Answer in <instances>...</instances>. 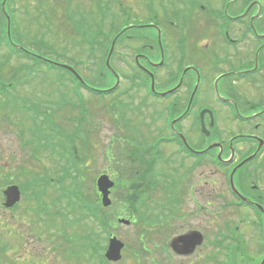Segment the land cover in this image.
<instances>
[{
  "label": "rangeland",
  "instance_id": "1",
  "mask_svg": "<svg viewBox=\"0 0 264 264\" xmlns=\"http://www.w3.org/2000/svg\"><path fill=\"white\" fill-rule=\"evenodd\" d=\"M9 1L7 5L13 15V24L9 20V26H7L0 10V32L5 31L6 28L18 42L27 48L36 50L39 47L42 52L47 50L46 56L56 62L74 67L87 84L93 85L94 89L110 90L116 82H120L117 78L122 80V84L116 88V92L101 97L80 89L81 98L78 99L68 91L67 82L70 76L65 72L54 77L53 72L37 68L30 60L26 61L18 55L8 58L0 51V63L3 61L5 71H9L4 79L6 80L9 76L16 79L14 81L16 90L8 95H0V172L6 166L9 170L8 174H0V264H218V261L219 264H227L224 260L222 245L229 244L230 238L237 239L241 247L235 253L237 264H260L264 254V245L259 221L263 223V217L258 215L257 211H252L245 206H227V200H232L233 197L226 188L227 175H224V168L217 169L213 164H207L205 160L203 168L198 173H193L190 168L186 169L187 171L181 170L191 176L199 174L202 179L200 192L197 193L199 197L197 200H200L199 204H202V208H186L187 212L191 211L194 214V223L189 225L177 227L180 225L179 221H173L171 222L173 228L164 222L150 226L152 220L156 219L151 215L149 206H142L139 209L142 220L138 219L137 211H132L133 206H110L106 210L108 217L104 220V214L99 207L100 200L98 201L94 196L93 179L103 169L105 162L107 163L105 148L110 144L108 141L110 135L112 134L115 138L110 146L111 156L114 159V166L112 163L110 172L113 169L117 173L122 172V164L132 165L125 163L126 155L133 157L135 154L130 152L132 144L130 140H136L137 144L143 141L141 129L136 128L133 132H127L130 140H126L121 135L122 130L117 129V126L128 124L130 128V123L138 124L139 127L150 124L149 132L144 135L148 142L149 135L155 130L153 124L161 125L164 117L160 113H162V105L166 108L167 103L145 97L141 86L135 88L133 85V79L134 84H138V79L146 76L145 72L136 65L135 57L137 64L149 70L156 85L163 88L166 86L165 77L168 72H174L176 69L178 56L181 53L177 46H173L172 54L167 57V65L171 63L170 70H167L165 65L160 69L149 68L147 67L148 62L158 63L161 58L160 52L152 46L151 40L132 39L124 35L122 40L112 41L115 32L123 26H121L123 20L118 12L117 3L112 0L108 3H105L106 0L103 2L102 0ZM119 1L132 6V14L140 18L138 22H135L136 19L133 18L128 24H144L145 22L141 20L143 18L150 20L151 5L154 9L157 1H160V7H158L160 20L163 19L162 16L166 18V12L169 16L176 15V13L182 15V8H179L182 0H169L168 3L167 0H156L155 3L149 0ZM242 1L248 5L252 0ZM258 1L259 4H264V0ZM107 5L109 6L108 11ZM99 6L106 13L105 16L104 12H100ZM201 23L202 31L197 30L188 39L192 50L188 58L196 60V49L201 53L196 61L201 62L204 68H209V57L203 52L212 49V46L216 49L219 47L213 41L214 35L210 33L215 27L214 23L206 16H203ZM98 25H101L100 27L106 32L107 38L105 35H100ZM198 27H201L200 24ZM146 28V26L140 28V31ZM193 30L194 28L189 29V33L192 34ZM130 32L137 31L128 33ZM148 32L153 33L150 30ZM81 34L88 41L99 39L90 45L80 40ZM113 43V51L108 61L110 68L114 71L112 73L108 66L104 67V61L109 46ZM184 47L186 49V46ZM219 52L223 54L226 49L221 48ZM229 57L231 59L223 64V71H231V68L238 63L234 53ZM248 57L249 55L245 56V58ZM209 59H212V55ZM101 73L105 75H100ZM55 78L65 83L58 84ZM262 79L258 77L253 81L250 78L246 87L241 89L242 104L239 109L243 113L244 111L245 114L254 112L248 109L246 99L254 102L263 100L264 103V80ZM140 80L142 83H149L148 78ZM128 90L131 92L126 94ZM206 96L208 99L211 98V92L207 88L202 97ZM29 101L41 112H30L27 108ZM79 102L83 106L78 107ZM71 104L74 105L73 109L70 107ZM44 110L48 111V115ZM259 121L255 120L252 123ZM247 127L250 125L234 118L231 120L220 117L216 128L215 125L212 127L208 139L201 140L200 136H197V131L195 137L191 135L189 137L193 143L201 142L204 143L202 146H205L211 140H216L219 135L227 142L232 134L241 133V131L247 134L248 132L244 131ZM182 129L184 130L185 126H182ZM36 130H40L38 143H34V131ZM253 133L260 134L262 130H254L251 134ZM236 137L234 148L237 149L238 157H240L250 151L251 144L250 142L245 143L244 139L238 140L239 137ZM51 144H54V150L49 149ZM241 144L247 148L246 151L241 150ZM134 147L140 151V148ZM162 150L164 154L171 156L174 152L173 147L170 151ZM32 151L36 152L33 156ZM229 154L226 149L222 157H228ZM65 156L70 165L61 180L66 189L80 196L79 199H74L67 204L55 201V206H52L49 196L45 197L47 191L37 188L39 185L35 182L29 183L26 188L22 186L21 198L15 206L9 210L3 207L2 190L8 183L18 184V180L22 183L27 181V177L31 179L39 176H23L24 173L20 172L18 166L22 165L26 171L40 172L43 175L46 169L52 177H55L57 174L54 172L55 163L66 162L68 164V160H61V157ZM111 156L109 155V158ZM245 164L248 169L245 177L246 168L243 169L244 167L238 168L233 175L234 181L239 183L238 189L243 193L247 190L248 195L254 197L256 193L252 191V188L256 185L260 188L258 191L264 193V154ZM164 171L175 175L172 170L165 169ZM143 180L149 181L145 178ZM188 180L193 181V179H187V184ZM171 181L173 185L177 182L175 178ZM188 187L187 190L190 192L191 187L189 189ZM33 192H44L41 203L34 197ZM191 193H194L193 189ZM53 194L52 190L50 196ZM126 194L133 198L135 192ZM125 199L126 197L123 198ZM261 201L264 205V194H261ZM186 203L191 206L188 197ZM80 204L88 206H80ZM67 206H71V210ZM88 207L91 208L89 212H87ZM94 216L97 217L94 218ZM117 216L133 218L135 222L130 226L118 225L115 224ZM98 218L103 219L102 224L98 222ZM188 228L197 229L202 233V244L197 243L195 251L187 256L172 255L170 252L168 255L170 236L173 232L179 233ZM110 229L114 231L113 235L125 244L121 259L114 263L103 262L96 256L100 252L99 248L102 246L106 248L108 238L105 236ZM138 231H143L145 238H148V241H145V248L148 251L140 248L137 240ZM92 238L99 243L97 250L89 247ZM233 243L232 241L230 244Z\"/></svg>",
  "mask_w": 264,
  "mask_h": 264
},
{
  "label": "flooded vegetation",
  "instance_id": "2",
  "mask_svg": "<svg viewBox=\"0 0 264 264\" xmlns=\"http://www.w3.org/2000/svg\"><path fill=\"white\" fill-rule=\"evenodd\" d=\"M152 3L156 2V0H150ZM207 2L210 1L211 6V14L212 16L209 17L208 15H203V5L201 0H182L180 7L182 8V15H171L169 16L168 12L165 13V16H162L163 19L160 20L158 16V11L160 7V1H157L155 3V7L151 13L155 17V28L163 29L164 37L161 39V42L164 43L165 47L169 51H173V46H186V54L187 56L191 53L190 48V42L188 39L190 38V35H194L197 30L202 31V23L201 20L203 19V16L208 17L215 25L213 30L210 32L214 35L213 41L216 43V45L219 47L216 49V47L212 46V49L205 50L203 53L210 58V55H212V59L210 60L208 58V67L204 68L203 64L199 61H196L198 57H200L201 53L198 52L196 49V60L195 63L200 65V69L195 70V68L189 70L188 76H186L185 82L189 84L193 78L196 79V76L202 77V76H211L212 74H216L219 76L218 83L220 85V94L222 98H217V104H215V111L216 115L218 117L217 122L219 121V118L222 116L223 119H226L230 116V111L233 109V105L231 100L233 98L238 97V94H240V90L238 88H233L230 83H237L239 80H245L249 83L248 79L251 77V73H254L252 76L253 81L256 80V78H263L264 80V4L261 6V9L258 11L255 10L254 12H250V10L245 11L241 8L245 5V3L242 0H233L231 6L234 8V10L231 11V13H227L229 20L225 21L226 23H229L230 26L224 27L221 24L219 16L214 14L218 8V1L217 0H206ZM169 0H167V3ZM224 21V20H223ZM198 24H200L201 27H198ZM193 33H189V29H193ZM150 31H154V27L149 28ZM221 30H224V34L227 40H229V43H224L223 39L221 37ZM184 35H188L185 36ZM174 43V45H173ZM198 43V42H197ZM254 43V44H253ZM253 46L251 47V45ZM198 46V45H197ZM208 47V46H207ZM256 51V54L254 57H252V49ZM221 48L226 49V52L221 54L219 52V49ZM164 49V46H163ZM165 50V49H164ZM212 52V53H211ZM238 61L236 66H233L231 68V71H222V67L224 62H227L229 59H231L229 56H233ZM249 55L248 58H245V56ZM259 56V58H258ZM254 58L255 61H257L256 67H254ZM217 62V64L214 65L213 62ZM253 61V65H251ZM251 65V66H250ZM148 66L155 67V65L152 62H148ZM260 66V67H259ZM258 72H257V69ZM257 72V73H256ZM231 73L234 75L231 78ZM239 77V79H238ZM230 79V80H229ZM218 85V89H219ZM182 90H175L172 92L171 101L174 104V108H179L180 113L179 117L180 120H186L187 123H185L183 126H185V129L183 130L185 133L186 139V145L188 146V149L185 147L186 153L189 154V157H185L184 155H175L174 156H158L153 154V152L148 151V155L146 154H139L136 153L133 155V157H128L126 155L125 163L132 164V165H126L122 164V172L123 179L117 181L116 189H115V200L116 203L118 201V197L121 198V194L123 192L124 186H133L138 192H147L150 196L146 203H143L141 205L151 206L154 207L156 204L154 203L155 197L158 194H164L165 197H170L171 195H175L178 199V202L173 204H168L172 206H164L166 209L167 218L166 221H168V224H171L173 221H179L181 226L189 225L193 222L194 214L190 211L187 212L186 208L188 207H196L197 209H201L202 205L199 204L197 201V193L200 192L201 188V182L202 179L199 176V174H196L194 176H191L187 174V172H181V170H185L190 168L193 173H198L203 168L202 160L206 158V156L203 154L204 147L200 143H193L190 140L189 135L194 136L197 131V136H200L201 140H203V132L201 129V124L203 119L205 120V116L207 114H204V117L201 116V110L198 108V105L202 102L199 101V99L202 100L201 95L198 94V98H192V100L188 104V98L189 91L182 87ZM182 93V94H181ZM242 100L239 101L237 106V111H239L240 105ZM247 105L251 108L254 107V104H250L247 100ZM179 105V106H178ZM194 105V106H193ZM208 116V115H207ZM249 116V115H245ZM253 119V120H252ZM252 119L247 124L250 125L254 130H262V133H247L246 138L251 140V146H255L254 150L251 152H254L259 144V140L256 139V137H259L261 139H264V108L259 109L257 112L254 113ZM260 120L259 122L252 123V121ZM246 123V122H245ZM176 124V122L174 123ZM213 124L211 127H213ZM249 127V129H250ZM180 128V125H179ZM183 134L181 129H179V132L176 131L174 138L176 142H182L180 138V134ZM230 141L232 143L233 152L234 155L231 157V163H237L242 158L246 157L248 154H245L242 158L238 157V151L236 148H234V144L236 143L234 140H229L227 145L223 142V140H220L219 142L222 145V153L226 149H230ZM244 143V142H243ZM262 145L258 150L257 154H260L262 156L264 154V143L261 142ZM245 144V143H244ZM242 145V144H241ZM208 146V145H207ZM206 147V146H205ZM241 150L246 151L247 148H244V146H241ZM192 151H190V150ZM216 149L218 151V147L215 146L212 149ZM199 152V153H197ZM249 152V153H251ZM230 156V155H228ZM239 158V159H238ZM233 159V160H232ZM156 160L157 163H156ZM174 160L176 162L174 163ZM180 160H184L183 164H180ZM188 164V166H186ZM172 170L175 175L167 174L164 170ZM218 169V167H217ZM245 177V175H244ZM143 178L149 181H144ZM157 178V181L155 179ZM172 178H179V183L174 186L172 184ZM187 179H193V181ZM187 186L191 187L194 192V199H192L191 206H188L185 202V199L182 198V195L187 188ZM121 188V189H120ZM176 188H178L176 190ZM120 189V190H119ZM261 194H264L263 192H259L257 196L250 197L255 203L261 202ZM187 230L183 237L176 239L175 237L171 240L170 246L173 251V255H179V256H187L189 254H192L196 247L197 243L203 242L200 241V237L198 235L197 229H184ZM183 230V231H184ZM178 235H183L181 233H178ZM200 244V245H201Z\"/></svg>",
  "mask_w": 264,
  "mask_h": 264
},
{
  "label": "water",
  "instance_id": "3",
  "mask_svg": "<svg viewBox=\"0 0 264 264\" xmlns=\"http://www.w3.org/2000/svg\"><path fill=\"white\" fill-rule=\"evenodd\" d=\"M106 177L105 176H101L98 179V188L100 191L103 192V203L106 204V198H107V187H109L110 183H106ZM4 193L7 196V202L5 203V205H10L13 204L16 200H18L19 198V191L18 188L16 186H9ZM126 222V221H124ZM122 247V243H120L119 241H117L115 238L110 240V245L108 248V251L106 252V256L109 259H117L119 257V250ZM264 262V258L261 262V264H263Z\"/></svg>",
  "mask_w": 264,
  "mask_h": 264
}]
</instances>
